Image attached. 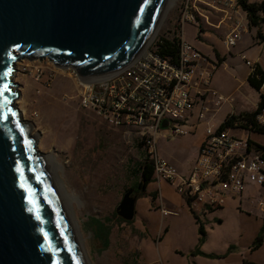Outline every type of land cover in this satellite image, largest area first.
<instances>
[{
    "label": "water",
    "instance_id": "95a60500",
    "mask_svg": "<svg viewBox=\"0 0 264 264\" xmlns=\"http://www.w3.org/2000/svg\"><path fill=\"white\" fill-rule=\"evenodd\" d=\"M169 2L0 0V264H85L46 159L16 110L15 63L47 59L80 82L104 79L149 45ZM135 202L126 191L116 216L132 221Z\"/></svg>",
    "mask_w": 264,
    "mask_h": 264
},
{
    "label": "built area",
    "instance_id": "2783aa9c",
    "mask_svg": "<svg viewBox=\"0 0 264 264\" xmlns=\"http://www.w3.org/2000/svg\"><path fill=\"white\" fill-rule=\"evenodd\" d=\"M259 1L264 4V0ZM173 9L171 28L152 39L122 71L86 83L76 79V98L84 111L94 113L107 125L122 130L131 140L142 144L145 155L152 162L153 182L165 181L182 196L196 216L222 208L227 199H241L248 186L264 188V157L255 153L252 146L255 142L252 136L264 134H253L250 128L235 120L225 129L213 127L200 115L203 139L187 175L158 156L156 146L161 139L173 141L187 135V116L198 98L210 96L216 105L230 100L210 87L219 62L186 42L184 27L196 24L197 16L211 25L204 12L216 15L218 24L215 27L226 29L223 44L227 50L250 31L247 12L237 0H176ZM162 39L176 44L178 59L175 62L157 53L156 45ZM259 46L262 55L256 61L249 60L243 52L237 55L248 67L249 76H254L257 69L264 74V31ZM41 64L39 60L27 61L21 70L38 80L42 75ZM165 121L166 126H163ZM255 121L264 128V109L256 115ZM257 144L264 146V142ZM257 205L264 209L262 202ZM159 208L161 216L171 214Z\"/></svg>",
    "mask_w": 264,
    "mask_h": 264
},
{
    "label": "rangeland",
    "instance_id": "374dc122",
    "mask_svg": "<svg viewBox=\"0 0 264 264\" xmlns=\"http://www.w3.org/2000/svg\"><path fill=\"white\" fill-rule=\"evenodd\" d=\"M175 2L168 5L154 38L171 28ZM249 3L258 5L260 1L250 0ZM204 15L211 25L197 16L196 24L186 25L183 29L186 42L200 49L210 47L215 36L223 41L226 33L224 27H215L218 24L216 15L207 12ZM258 16L260 24L256 28L250 27L249 31L255 45L264 31V16ZM241 38L244 40L247 35L243 34ZM27 61L37 60L21 59L15 63L13 82L18 96L14 104L20 119L29 125L30 133L36 139L37 153L52 157L60 165L59 178L66 191L77 197L71 208L80 226L82 246L89 263L145 264L150 258L145 253L146 242L153 243L163 237L164 264H171L176 230L162 228L157 210L148 216L143 194L134 190L141 179L140 164L145 159L142 145L79 106L72 70L42 59L39 60L42 75L36 80L21 70ZM187 132L186 136L173 141L161 139L156 146L158 156L171 161L183 173L193 163L196 147V136ZM252 139L257 143L264 142V136H252ZM129 190L136 197L134 218L130 222H120L115 211ZM148 190H154L153 183L148 184ZM245 193L244 199L248 198L252 207L256 208L258 202L264 204V188L249 187ZM101 226L109 229L108 244L103 240Z\"/></svg>",
    "mask_w": 264,
    "mask_h": 264
},
{
    "label": "crops",
    "instance_id": "0c3cea01",
    "mask_svg": "<svg viewBox=\"0 0 264 264\" xmlns=\"http://www.w3.org/2000/svg\"><path fill=\"white\" fill-rule=\"evenodd\" d=\"M246 35V39L241 38L236 46L228 50L222 39L216 36L212 38L210 47L200 49L191 44L204 56L210 59L216 57L220 61L217 70L213 73L210 87L223 98L230 99L216 105L210 96L198 98L192 112L188 114L187 131L196 136L193 163L203 139L204 128L200 115L213 127H220L227 116L253 113L258 105L262 91H255L248 85V67L237 55L243 52L249 60L256 61L262 53L259 42L255 45L250 34ZM77 88L76 80V91ZM255 95L258 96L257 99ZM166 161L172 164L171 161ZM192 164L184 173L177 169L183 175H187ZM153 186L154 190H148L147 185L143 194L148 216L157 210L162 228L166 226L176 230V246L172 250L171 264H243L245 260L249 263L264 264V242L257 250L250 251L254 239L262 227L264 209L258 206L252 207L248 198L244 199L247 193L244 192L243 197L238 200L227 199L222 208L206 213L202 212L195 216L189 210L182 196L177 194L165 181L153 182ZM160 206L171 214L166 217L161 216ZM199 226L204 229V238L198 249L203 255L194 253L199 243ZM146 243L148 246L145 253L150 258L146 260L145 264H164L166 247L163 237L153 243ZM230 248L232 250L228 252Z\"/></svg>",
    "mask_w": 264,
    "mask_h": 264
},
{
    "label": "trees",
    "instance_id": "16d2710c",
    "mask_svg": "<svg viewBox=\"0 0 264 264\" xmlns=\"http://www.w3.org/2000/svg\"><path fill=\"white\" fill-rule=\"evenodd\" d=\"M237 1L238 4L241 6V8L247 12V17L250 22V27L256 28L261 21V18H259L258 15L261 14L264 16V4L261 2L258 5L255 3H249V0H237ZM175 45L176 44L170 42V40L162 39L161 43H157L156 45L157 53L161 56H169V58H171L175 62L178 59V48ZM263 82H264V74L258 69L254 76L253 75L249 76L247 81L248 85L252 87L255 91H262L260 94L257 108L253 113L252 112L243 113L237 115L236 117L234 115L227 116L224 122L220 125V129H225L230 127L232 125V122L235 120L242 123V125L245 126L246 128H250L251 133L253 134H264V128L258 126L255 121L256 115H258L260 111L264 109ZM252 146L254 148L253 150L255 153H261L262 156L264 157V146H261L255 142H252ZM144 157H145L144 162L140 164V168H139L141 179L139 180V182L136 185V188L134 189V190H138V193H142V194H144L146 186L148 184L153 183L154 180L153 178L154 172L151 165L152 162L149 160L148 156L145 155ZM118 220L120 222H124L120 219ZM101 228H102L101 230L103 231V235H102L103 240L106 244H108L109 229L104 226H101ZM263 234H264V217H262V227L260 229V232L257 234L256 238L254 239L250 251L257 250L262 245V243L264 242ZM198 235H199V243L198 246H196L194 253H196L197 255H203L198 251L199 244L202 243L204 238V229L202 228V226H199ZM230 250L232 249L230 248L228 252H230ZM208 257H212V256H208ZM243 264H254V263H249L248 261L245 260L243 261Z\"/></svg>",
    "mask_w": 264,
    "mask_h": 264
},
{
    "label": "bare ground",
    "instance_id": "6f19581e",
    "mask_svg": "<svg viewBox=\"0 0 264 264\" xmlns=\"http://www.w3.org/2000/svg\"><path fill=\"white\" fill-rule=\"evenodd\" d=\"M174 2V0H170L169 4L168 5H172ZM18 65V64H17ZM45 161L48 165V168L51 172V175L52 176V179H53V182L57 188V191H58V195H59V198L60 200L63 202L62 204H64V209H65V214L70 222V225H71V229H72V232L76 238V241L78 243V247H79V251L84 259V263L85 264H90L89 262V259L87 257V254L86 252L84 251L83 249V241H82V236L80 234V226H79V223L76 221V218L73 214V210L71 208V203L72 201L74 200H77V197L74 195V194H69L65 187H64V184L62 182V180L59 178L60 176L58 175V170L61 168L59 164H57L54 159L50 156H45ZM67 209V210H66Z\"/></svg>",
    "mask_w": 264,
    "mask_h": 264
},
{
    "label": "flooded vegetation",
    "instance_id": "af4514ba",
    "mask_svg": "<svg viewBox=\"0 0 264 264\" xmlns=\"http://www.w3.org/2000/svg\"><path fill=\"white\" fill-rule=\"evenodd\" d=\"M133 196H134V193H133Z\"/></svg>",
    "mask_w": 264,
    "mask_h": 264
}]
</instances>
